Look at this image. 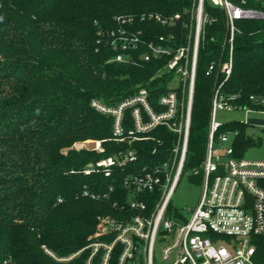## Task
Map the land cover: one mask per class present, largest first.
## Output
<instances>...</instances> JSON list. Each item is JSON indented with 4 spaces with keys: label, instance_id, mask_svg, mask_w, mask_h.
Masks as SVG:
<instances>
[{
    "label": "trees",
    "instance_id": "1",
    "mask_svg": "<svg viewBox=\"0 0 264 264\" xmlns=\"http://www.w3.org/2000/svg\"><path fill=\"white\" fill-rule=\"evenodd\" d=\"M193 2L0 0V264H88L91 249L87 247L95 241L91 236L98 217L128 220L135 214L114 207L115 202L127 203L123 180L165 159L176 137L159 126L147 134L150 139L118 141L115 117L98 111L92 101L117 108L147 88L150 105L161 112L165 107L160 99L172 90L169 82L175 74L164 73L149 83L165 68L167 58L143 61L145 46H141L132 52V62L116 61L118 52L109 33L118 27L116 16L132 14L137 15L129 26L132 32L142 31L147 41L174 33L178 46L187 35L184 24L189 23ZM205 4L212 21L205 26L198 56L186 170L205 158L212 98L225 78L220 72L208 76V67L213 61L217 65L227 61L230 52L223 48L224 11L209 0ZM249 6L264 7L254 0ZM149 12L182 13L184 18L177 27H166L138 17ZM235 36L233 70L221 93L237 94L236 104L264 111V105L251 98L264 99V20L239 21ZM133 110L124 113L126 134L134 129ZM248 126L234 121L221 129L238 130L234 147L239 157L258 144L247 135ZM86 140H100L104 150L72 147ZM131 151L137 160L114 167L109 177L84 172L90 163ZM85 191L110 194L97 200ZM143 199L149 208L155 203L146 195ZM259 244L264 255V236ZM120 248L113 250L109 264H118ZM74 254L70 260H60ZM104 255L100 250L90 264L104 263Z\"/></svg>",
    "mask_w": 264,
    "mask_h": 264
},
{
    "label": "built area",
    "instance_id": "2",
    "mask_svg": "<svg viewBox=\"0 0 264 264\" xmlns=\"http://www.w3.org/2000/svg\"><path fill=\"white\" fill-rule=\"evenodd\" d=\"M209 1L225 13L230 58L220 65L212 62L208 67V76L220 72L225 78L213 94L205 158L199 166L189 170L185 169V164L198 56L205 26L212 21L205 13V0H194L191 22L184 24L188 27L187 35L178 46H174V33L147 41L142 31L132 32L129 26L137 15L115 17L118 27L109 33L110 43L118 52L114 60L132 62V52L145 46L141 59L149 62L167 58L162 71L178 76L180 85L161 97L160 104L165 107L161 112L150 105L147 88H141L136 97L125 100L117 108L108 107L98 100H93L92 106L115 117L118 141L150 139L147 134L159 126H165L176 139L165 151V159L146 165L123 180L128 200L122 205L115 202L114 207L121 211L128 208L135 214L128 220L111 215L98 217L96 231L91 236L95 241L87 247L91 249L88 264L102 249L105 251L102 264H109L117 246L121 247L118 264H159L155 257L158 242L164 244L160 250L161 264H264V255L259 250V238L264 236V160L237 156L234 142L238 130L221 131L227 123L218 119L220 111H254L235 103L239 95H222L221 89L232 73L237 23L264 20V7L249 6V0ZM254 1L264 6V0ZM138 17L141 21L153 20L166 27H177L184 18L182 13L164 15L158 12L143 13ZM251 98L264 105V99ZM130 107L134 109V129L126 134L124 113ZM95 143L93 149L102 152V142ZM156 151L154 149V153ZM137 158L138 155L132 151L111 156L90 163L84 172H103L109 177L114 167H125ZM184 175L201 184V198L195 209H188L187 213L177 211L173 216L169 210L170 201ZM113 191L114 187L110 186L109 192ZM109 192L93 194L85 191L84 195L106 200ZM145 195L154 199L151 208L143 199ZM101 238L105 240H99ZM75 256L60 260H70Z\"/></svg>",
    "mask_w": 264,
    "mask_h": 264
},
{
    "label": "rangeland",
    "instance_id": "3",
    "mask_svg": "<svg viewBox=\"0 0 264 264\" xmlns=\"http://www.w3.org/2000/svg\"><path fill=\"white\" fill-rule=\"evenodd\" d=\"M192 15L190 16L189 22H191ZM223 48H227L228 51L230 49V44L228 40L223 43ZM230 58V52L229 57ZM233 59V56H232ZM215 62V61H213ZM233 70V67H232ZM164 72L161 70L155 74L147 81L153 82L158 80L159 77L162 78ZM232 74V73H231ZM180 78L177 76L175 78H171L169 85L171 89L176 88V86L180 85ZM182 89V88H181ZM218 119L224 123H232L234 121H242L246 122L249 126L247 129V135L253 137L258 144L250 149H248L243 155L247 159L254 160H264V112L261 111H253L250 113H246L244 110H233V111H220L218 114ZM95 141L100 140H86L79 141L74 143L72 146L74 149L88 148L93 149L96 146ZM68 149H65L67 151ZM202 186L200 183L195 182L193 178L188 176H183L181 181L179 182L172 199L170 201L171 213L175 216L177 211H182L183 213H187L188 209H195L197 205H199V201L202 193ZM164 244L158 242L155 251L156 262L161 264L160 255L161 248Z\"/></svg>",
    "mask_w": 264,
    "mask_h": 264
}]
</instances>
